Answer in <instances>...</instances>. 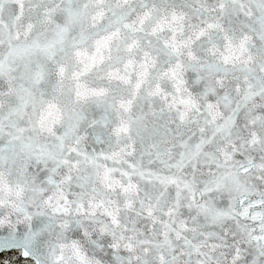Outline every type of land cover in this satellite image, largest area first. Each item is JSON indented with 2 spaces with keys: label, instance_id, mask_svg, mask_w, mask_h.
<instances>
[{
  "label": "snow or ice",
  "instance_id": "6c2138e0",
  "mask_svg": "<svg viewBox=\"0 0 264 264\" xmlns=\"http://www.w3.org/2000/svg\"><path fill=\"white\" fill-rule=\"evenodd\" d=\"M0 264H264V0H0Z\"/></svg>",
  "mask_w": 264,
  "mask_h": 264
},
{
  "label": "trees",
  "instance_id": "16d2710c",
  "mask_svg": "<svg viewBox=\"0 0 264 264\" xmlns=\"http://www.w3.org/2000/svg\"><path fill=\"white\" fill-rule=\"evenodd\" d=\"M17 253L16 252H9V253H1L0 254V259H4L6 257H13L14 259L16 258Z\"/></svg>",
  "mask_w": 264,
  "mask_h": 264
},
{
  "label": "water",
  "instance_id": "95a60500",
  "mask_svg": "<svg viewBox=\"0 0 264 264\" xmlns=\"http://www.w3.org/2000/svg\"><path fill=\"white\" fill-rule=\"evenodd\" d=\"M1 254V253H0Z\"/></svg>",
  "mask_w": 264,
  "mask_h": 264
}]
</instances>
